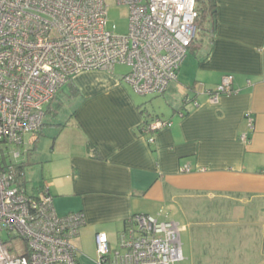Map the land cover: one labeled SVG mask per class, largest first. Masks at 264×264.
<instances>
[{
    "label": "crops",
    "instance_id": "1",
    "mask_svg": "<svg viewBox=\"0 0 264 264\" xmlns=\"http://www.w3.org/2000/svg\"><path fill=\"white\" fill-rule=\"evenodd\" d=\"M218 19L213 42L206 37L202 53L190 49L165 93L180 102L153 112L172 123L154 132L153 144L140 132L148 104L123 75L75 78V115L52 146L48 178L31 192L46 186L60 216L83 213L78 264H98L99 232L115 247L134 216L163 221L172 209L191 232L177 264H264V0H218ZM229 74L234 93L213 103L208 91Z\"/></svg>",
    "mask_w": 264,
    "mask_h": 264
},
{
    "label": "built area",
    "instance_id": "2",
    "mask_svg": "<svg viewBox=\"0 0 264 264\" xmlns=\"http://www.w3.org/2000/svg\"><path fill=\"white\" fill-rule=\"evenodd\" d=\"M109 1L0 0V264H78L73 241L85 225L83 213L60 216L48 188L29 192L16 169V159L30 151L27 138L42 131L47 106L70 79L90 71L113 74L121 64L131 68L122 81L136 94L162 95L192 47L197 0H115L130 8L127 34L109 29ZM233 82L226 75L208 91L211 101L233 94ZM171 126L155 118L140 132L153 144L154 132ZM185 229L167 218L136 215L117 246L105 232L96 235L97 262L177 264L184 260Z\"/></svg>",
    "mask_w": 264,
    "mask_h": 264
},
{
    "label": "rangeland",
    "instance_id": "3",
    "mask_svg": "<svg viewBox=\"0 0 264 264\" xmlns=\"http://www.w3.org/2000/svg\"><path fill=\"white\" fill-rule=\"evenodd\" d=\"M108 16H109V29L110 30H116V32L121 34H127L129 30V24H130V8L126 5H118L115 0L109 1V10H108ZM114 26L116 29H114ZM204 34V33H203ZM206 36L202 35L200 31L196 32L194 46L197 48L192 49L197 52H205L207 41ZM191 49V51H192ZM189 55V54H188ZM131 68L126 65L118 64L115 67L114 74L117 76L125 75L129 73ZM129 89H131L134 98L138 102H146L148 104V108L150 111L159 113V114H167L169 109V104L173 101L175 105H177L180 101H176L174 98H178L174 93L170 90L167 94L161 95V96H141L134 92L133 88L125 84ZM63 90H66V86H64ZM63 90L58 94L57 96V103L59 101H62V104L64 105L61 111L58 113L57 116H55L53 113H48L45 116V125L42 128L43 134L39 136L37 141L33 142L29 147L30 149L34 147V145H37L38 150L35 152L32 149L29 151L28 154H24L19 159H16L17 166L22 165L23 163L26 164L25 167V179L27 181V188L28 191L31 192L34 190V188L40 186L43 184V177L48 178L47 169L50 166V157H52V146L55 143L56 138L60 137L63 133V130L65 127H67L70 122H72V118L75 115V110L79 104L76 98L72 99H66L64 98L65 95L63 94ZM64 95V96H63ZM59 99V100H58ZM29 138H27V141ZM57 145V148L60 146ZM11 149H14L11 147ZM54 157V156H53ZM58 157H54V159H57ZM45 175V176H44ZM195 209L197 211L203 212L205 210V207L199 206V204L195 203ZM171 212V213H170ZM168 213V216L166 217L169 220H176L180 223L187 222L185 217L181 216L180 211L176 209H172ZM164 218V219H166ZM4 239L7 241V245L10 249H14V242L12 240L8 239V236L6 233L3 235ZM183 246L187 245L191 239V232H183L181 235ZM19 243L22 245H25L24 241L18 240ZM14 251V250H13Z\"/></svg>",
    "mask_w": 264,
    "mask_h": 264
},
{
    "label": "trees",
    "instance_id": "4",
    "mask_svg": "<svg viewBox=\"0 0 264 264\" xmlns=\"http://www.w3.org/2000/svg\"><path fill=\"white\" fill-rule=\"evenodd\" d=\"M197 11H198V18L196 19L197 31H200L202 35H205L206 37H208L209 38L208 40L210 41V43H212L215 37V34L217 32L218 25H219L218 0H197ZM193 46H194V42L192 44V47ZM193 48L196 49L197 47L194 46ZM188 89L193 90V88H188ZM78 93H79V88L76 85L75 78H72L66 84V90L65 91L63 90V94L65 95L64 98L66 99L75 98ZM162 95H165V93ZM154 96L158 97L161 95H154ZM56 101H57V98H56ZM56 101L54 100L52 104L47 106L46 115L48 113H53L55 116H57L58 113L61 111L64 105L62 104V101L61 102L59 101V103H57ZM144 111L142 112L143 115H144ZM146 114L147 115H144L145 119L142 125L140 126V128H142L143 125H145V123H150L148 120L149 117H152V119L155 118L152 111H147ZM39 134H41V132ZM90 148L93 151H95L92 145H90ZM25 167H26V164L23 163L20 166H16V169H17V178L19 180V183L21 184V186L27 188V185H26L27 181L25 179V174H26ZM41 187H44V186H41Z\"/></svg>",
    "mask_w": 264,
    "mask_h": 264
}]
</instances>
